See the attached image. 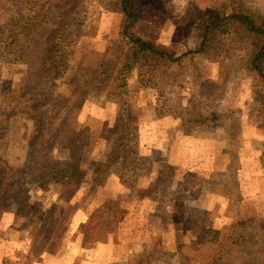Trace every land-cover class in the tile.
<instances>
[{"label": "rangeland", "instance_id": "1", "mask_svg": "<svg viewBox=\"0 0 264 264\" xmlns=\"http://www.w3.org/2000/svg\"><path fill=\"white\" fill-rule=\"evenodd\" d=\"M86 1L87 5L91 4L90 14L84 23L85 35L78 44L77 57L68 74L53 89L54 101L61 108L58 113L49 111V115L52 126L56 128L64 125L72 112L77 128L90 130L91 142L81 161L82 169L89 175L93 173V168L103 165L109 158L115 141L112 138L115 134L113 123L124 96L119 95L117 79L111 77L106 80L94 74L85 103L80 108L70 104L75 85L73 78L81 72L88 53L93 50L89 53L90 60L98 61L100 56L97 53L105 50L113 39L109 36L116 32L120 23V16L115 12L102 10L97 4L98 0ZM153 1L144 9V16L139 21L136 32L160 48L177 55L197 47L203 35L202 21L207 16L220 17L231 11L235 4L264 12V0ZM13 5L15 4L9 0L1 1L0 23L15 13L16 7ZM57 24L51 19L45 23L44 28L54 30ZM223 50V65L229 64L224 70L229 80L224 90V110H232L236 98L243 111H238L234 118L227 116L232 112L216 116L209 135L205 132L197 137L184 134L181 119L174 115L173 105L170 102H159L163 99L159 95L155 96L153 84H139L133 79L130 86L131 104L139 126V151L165 160L161 164L160 161H151L148 172L140 171L141 183L153 186V178L158 175L157 169H161L160 165L167 164L164 170L168 175H174L167 177L165 183L175 182L177 177L185 180L186 174L191 173L193 182L210 185L201 192L197 216L208 239L225 236L229 227L240 218L264 217V117L259 115L257 104L253 103L254 78L244 69L241 61L248 55L250 48L234 36H228L224 40ZM9 61L13 59L0 56L1 71L11 78L14 77V64ZM183 63L188 69L193 65H200L198 71L201 76H205L209 69V74L214 77L217 70L212 66L207 68L208 62L202 58L195 60L186 57ZM93 67L92 64L87 65V72ZM75 74L77 75L74 76ZM169 77L180 85L177 93L179 91L182 101L192 97L200 89L199 85H193L190 76ZM78 93L81 94V91ZM26 107L30 114L31 107ZM33 130L31 121L22 117L14 118L9 125L7 143L3 147L4 156L11 163L25 168L24 175L31 181L26 204L32 207V211H26L29 218L16 221L13 212L15 209L10 201L8 209L0 215V264H3L4 257L11 264H195L196 260L199 261V258L206 255L209 243L184 239V232H193L194 229L189 223H182L183 209L181 206L174 208L176 200L167 198L171 205L167 210L171 213L173 211L170 224H163L160 219L157 225L154 212L158 204L150 198L139 199L136 193L129 197L128 188L120 182L118 169L114 166L103 172L104 185L92 191V195L84 200L92 183L86 177L72 201L75 212L71 213L72 210H69L66 214L68 226L60 247L57 246V241L49 250L48 241L52 240L53 233L36 248L32 244V227L42 223L47 216L46 208H50L53 203L63 208L67 203L59 199V185L43 189L34 181L38 178L48 150L64 164L70 161V152L58 143L44 147L43 137L34 143L31 139ZM220 179L226 182L218 186L216 183ZM108 197L124 198L121 205L128 209V217L118 228L115 226L114 231L86 229L87 219ZM60 209L58 207L55 212L56 221V217L60 216ZM48 220H51V216ZM59 222L54 223V229ZM60 232L64 234L63 230ZM158 236L161 238L159 243L153 245L151 242ZM168 238L165 243L172 244L173 247H168L165 254L161 246ZM193 256L196 259L194 261L190 260Z\"/></svg>", "mask_w": 264, "mask_h": 264}, {"label": "trees", "instance_id": "2", "mask_svg": "<svg viewBox=\"0 0 264 264\" xmlns=\"http://www.w3.org/2000/svg\"><path fill=\"white\" fill-rule=\"evenodd\" d=\"M1 1L5 0H0V3ZM9 1L15 4L13 6L16 9L5 22L0 23V56L13 59L9 62L14 64V77H6L0 68V215L8 209L10 201L15 209L13 212L16 221L24 217L29 218L26 211H32V207L26 204L31 181L24 175L25 168L11 163L3 152L11 120L22 117L33 124L31 139L34 143L43 137L44 147L58 143L70 152V161L64 164L48 150L39 169L38 178L34 181L43 189L59 185V199L67 203L64 208L53 203L50 208H46L47 216L42 223L32 227V244L36 248L43 241L46 242L53 233L52 240L48 241L49 250L57 241V246L60 247L68 226L67 220L65 221L68 218L66 214L69 210H72L71 213L75 212L72 201L84 180L88 177L92 182L91 188L83 197L86 200L92 195V191L104 185L103 172L114 166L118 169L120 182L128 188L129 197L136 193L139 199L150 198L158 204L154 212L157 225L160 219L163 224L169 225L170 218H173V211L171 213L167 210L171 206L167 198L176 200L174 208L182 207V223H189L194 229L193 232H184V239L209 243L206 250L208 252L202 259L197 261L194 256L190 258L196 260L195 264H264L263 216L240 218L229 227L225 236L208 239L197 216L201 192L204 187L210 185L193 182L191 173L186 174L185 180L177 177L175 182L165 183V179L174 174L168 175L164 170L167 164L160 165L165 161L164 158L140 153L139 126L132 108L130 90L134 78H137L140 84H153V93L163 99L159 102H170L173 105L174 115L181 119V130L184 134H190L192 137L200 136L204 132L211 134L216 116H225L232 112L227 116L234 118L238 111L242 110L236 98L232 110H224V90L229 81L224 70L229 64L223 65V43L228 36H234L250 48L248 55L241 61L244 69L254 78L252 98L257 104L259 115L264 117V12L233 3V9L222 16H207L202 21L203 35L200 43L196 48L177 56L134 32L144 9L154 2L153 0H98L97 4L102 10L115 12L120 16L119 33L110 40L104 51L97 53L100 56L98 61L90 60L89 53L93 50L88 53L81 66V72L74 75L77 76L73 78L75 85L70 104L80 108L85 103L94 74L106 80L111 77L117 79L119 95H123L124 99L118 105L119 110L113 123L115 134L112 138L115 141L109 158L103 165L93 168L92 174L87 175L81 167V161L91 142L92 133L88 128H77L72 112L64 125L55 128L51 124L49 111L58 113L61 108L54 101L53 89L68 74L77 57L78 44L85 35L84 23L90 14L91 2L87 5L86 0ZM51 19L58 23L57 28L47 30L44 28L45 23ZM186 57L206 60L207 68H217L214 77L209 74V69L208 75L201 76L198 71L200 65H193L188 69L183 63ZM89 64L94 67L87 72L86 67ZM170 75L175 78L180 75L190 76L193 85H199L200 89L192 97L182 101L179 91L177 93L180 85L178 86ZM79 90L81 94L78 93ZM26 106L31 107L30 114L27 113ZM151 161H160L161 169H157L158 175L153 178L154 185L145 186L141 183L139 173L142 170L148 172ZM235 174L238 176V173ZM225 182L220 179L216 184L219 186ZM121 195L119 197H122ZM121 200L124 198L108 197L87 219L85 228H92V231H114L115 226L118 228L128 217V209L121 205ZM58 207L61 208L60 216L56 219L60 222L54 229ZM50 216L51 220H48ZM60 230H63L64 234ZM160 239V236L155 237L151 243H159ZM168 240L169 238L164 240V245L161 246L165 254L168 247H173L172 244L165 243ZM3 264L11 263L4 257Z\"/></svg>", "mask_w": 264, "mask_h": 264}, {"label": "crops", "instance_id": "3", "mask_svg": "<svg viewBox=\"0 0 264 264\" xmlns=\"http://www.w3.org/2000/svg\"><path fill=\"white\" fill-rule=\"evenodd\" d=\"M153 6V5H152ZM144 13H145V11L143 12V14H142V16H141V18H140V21L142 20V18H143V16H144ZM139 24V23H138ZM138 24L136 25V27L138 26ZM119 25H120V23H119ZM136 27L134 28V32L135 33H137L136 32ZM118 33H119V26L117 27V30H116V32L115 33H113L111 36H109V38H115V37H117L118 36ZM138 34V33H137ZM138 35H140V34H138ZM141 37H143V38H145V39H147L148 40V38H146V37H144V36H142V35H140ZM149 41H151V40H149ZM152 42V41H151ZM153 43V42H152ZM156 45V44H155ZM186 53V52H185ZM177 55V54H176ZM183 55V54H182ZM177 56H180V55H177ZM213 68H215V67H213ZM134 81L135 82H137V83H139V81H138V79L137 78H134ZM140 84V83H139ZM252 102V101H251ZM255 101H253V103H254ZM178 119H180V118H178Z\"/></svg>", "mask_w": 264, "mask_h": 264}]
</instances>
